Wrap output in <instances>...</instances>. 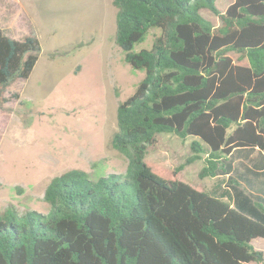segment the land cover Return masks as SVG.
Returning <instances> with one entry per match:
<instances>
[{"label":"trees","instance_id":"16d2710c","mask_svg":"<svg viewBox=\"0 0 264 264\" xmlns=\"http://www.w3.org/2000/svg\"><path fill=\"white\" fill-rule=\"evenodd\" d=\"M113 4L115 42L145 72L117 108L112 145L126 173L95 180L69 170L45 190L48 213L0 212V264L263 263L253 241L264 239V197L240 187L232 156L264 153V0H234L225 11L217 0ZM153 29L161 32L153 47L135 50ZM41 52L35 33L16 39L0 28V107ZM162 132L197 138L187 162L206 154L199 177L227 176L229 187L211 193L181 178L183 165L168 171L148 161Z\"/></svg>","mask_w":264,"mask_h":264},{"label":"rangeland","instance_id":"374dc122","mask_svg":"<svg viewBox=\"0 0 264 264\" xmlns=\"http://www.w3.org/2000/svg\"><path fill=\"white\" fill-rule=\"evenodd\" d=\"M58 1L63 2L53 0L52 10L64 5L66 13L73 9L82 12L83 4L91 3L71 0L72 9L70 1ZM233 1L217 0V4L225 11ZM99 6L101 20L93 32L67 44L60 31L42 22L30 0H0V28L16 39L33 32L42 45L29 78L15 82L3 95L8 101L0 107V212L14 207L20 212L48 213L45 190L54 177L69 170H84L95 180L111 173H126L127 159L112 145L120 128L117 108L135 92L145 72L133 69L115 42L117 8L113 0H101ZM77 14L82 20L83 14ZM202 14L220 23L211 10L202 9ZM160 35V30H151L135 50L151 49ZM232 57L237 59L235 54ZM196 139L159 133L157 144L149 147L146 158L168 171L183 165L181 178L208 192L223 191L229 187L227 176L199 177L206 154L187 162ZM232 161V176L240 187L264 197V153L238 149ZM253 244L264 252L263 238Z\"/></svg>","mask_w":264,"mask_h":264},{"label":"crops","instance_id":"0c3cea01","mask_svg":"<svg viewBox=\"0 0 264 264\" xmlns=\"http://www.w3.org/2000/svg\"><path fill=\"white\" fill-rule=\"evenodd\" d=\"M33 3V9L39 14L40 19L54 31L61 32L63 40L67 44L75 43L86 36H89L93 30L94 25L101 20L100 4L101 0H91V3H84L82 12L73 9L74 3L70 1V7L73 9L66 13L63 7H59L55 11L52 10L53 0H30ZM59 2V1H58ZM63 2H59L63 4ZM83 14L82 20H79V15Z\"/></svg>","mask_w":264,"mask_h":264}]
</instances>
